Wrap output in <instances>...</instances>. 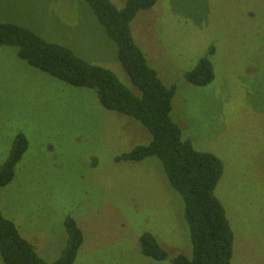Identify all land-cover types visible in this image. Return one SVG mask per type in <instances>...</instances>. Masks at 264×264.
<instances>
[{"label":"rangeland","instance_id":"1","mask_svg":"<svg viewBox=\"0 0 264 264\" xmlns=\"http://www.w3.org/2000/svg\"><path fill=\"white\" fill-rule=\"evenodd\" d=\"M111 1L122 8L126 0ZM0 21L68 47L137 91L83 0H0ZM131 29L158 77L175 86L171 117L182 138L223 163L214 192L234 234L230 264H264V0H157L136 14ZM204 56L214 79L192 85L184 73ZM19 133L27 147L0 188V214L44 260L60 256L66 216L83 233L73 264H174V256L191 257L184 203L162 162L116 160L148 144L149 131L103 108L94 89L65 83L3 45L0 166ZM143 232L157 238L167 259L142 254Z\"/></svg>","mask_w":264,"mask_h":264},{"label":"trees","instance_id":"2","mask_svg":"<svg viewBox=\"0 0 264 264\" xmlns=\"http://www.w3.org/2000/svg\"><path fill=\"white\" fill-rule=\"evenodd\" d=\"M83 1L116 45L118 62L136 92L110 69L87 62L68 47L46 41L26 27L0 21V46H13L20 59L65 83L94 89L103 108L138 120L151 134V141L132 148L116 160L140 161L156 156L163 164L169 184L181 196L192 255L179 254L170 258L171 262L230 264L234 234L225 208L214 192L223 173V163L215 154L198 150L189 139L182 138L180 126L171 117L175 86L162 82L132 34L131 22L136 14L150 9L157 0H126L122 8L111 0ZM184 76L192 85L210 83L214 79L210 59L204 56ZM26 147V139L19 133L7 161L0 166V188L11 181L14 166ZM64 230L66 240L61 254L48 262L22 237L14 222L0 214V257L5 264H73L83 243V233L70 216L64 219ZM139 241L143 255L156 260L168 258L167 251L152 233L143 232Z\"/></svg>","mask_w":264,"mask_h":264}]
</instances>
